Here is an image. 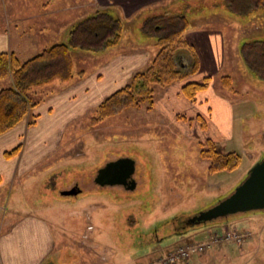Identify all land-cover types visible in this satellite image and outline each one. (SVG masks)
<instances>
[{
    "label": "rangeland",
    "instance_id": "1",
    "mask_svg": "<svg viewBox=\"0 0 264 264\" xmlns=\"http://www.w3.org/2000/svg\"><path fill=\"white\" fill-rule=\"evenodd\" d=\"M189 1L190 5L178 10L185 11L191 21L199 17L211 22L191 25L183 39L188 31L200 30L212 35L220 32L225 40L222 67L190 76H198V80H194L200 83L207 77L212 79L209 88L202 91V97L210 99L194 104L193 108L182 104L161 108L167 88L157 86L152 100L93 126L91 120L96 105L87 106L83 113L77 112L81 109L77 105L64 116V101L56 96L65 83L55 82L42 91L44 101L30 116L33 121V116L39 114L37 120L43 118L40 126L39 121L29 126L28 131H33L26 133L23 140L28 147L45 143L42 136L34 141V133L41 132L48 122L44 112L47 113L48 100L56 97L51 111H56L55 124L60 136L51 139V144V141L47 143L55 147V152L45 162L54 163V170L40 168L22 184L10 187L1 205L3 215L10 208L39 211L47 215L57 239L64 243L98 244L101 252H106L116 263L264 264V211L237 214L208 224L191 223L203 211L229 197L247 178L253 165L264 159V81L255 77L241 58L243 44L258 38L264 40V9L236 17L226 12L224 0ZM217 1L222 9L218 6L214 9ZM182 2L185 0L178 3ZM98 4L104 6L102 9L117 13L114 1L106 0H0V33L8 34L10 24L25 22L31 25V32L42 30L43 37L39 38L49 39L63 31L60 30L62 24H70L75 18L97 11ZM151 4L147 0L127 6L125 17H120L126 25L122 43L108 54L73 53L75 71L81 68L84 73V70L91 73L103 66L113 53L137 48L135 44L154 50L156 55L158 47L145 40L142 29L147 18L144 15L148 13L142 11ZM67 40L68 33L62 41ZM137 40L142 41L137 43ZM12 42L22 61L43 50L36 51L39 42L22 38L17 31ZM224 76L231 77L236 93L224 88L221 81ZM224 104L232 108L230 118L225 117ZM193 109L200 112L194 113ZM171 110H177L179 115L174 116ZM209 139L223 152L240 154V167L231 172L211 173L210 160L201 155ZM122 158L136 162L133 176L136 188L98 185L95 178L99 170ZM73 189L75 193L65 194ZM230 232L241 235L242 242L228 241ZM216 237L219 242L214 243ZM188 245H205L206 248L192 254L188 261H171L179 248ZM82 251H68L69 256L63 255L62 259L68 260L65 264H69L70 259L80 260ZM95 258L97 256H93Z\"/></svg>",
    "mask_w": 264,
    "mask_h": 264
},
{
    "label": "crops",
    "instance_id": "2",
    "mask_svg": "<svg viewBox=\"0 0 264 264\" xmlns=\"http://www.w3.org/2000/svg\"><path fill=\"white\" fill-rule=\"evenodd\" d=\"M106 1L108 3L109 1H114L116 5L113 7H115V9L117 8V14H119V17L123 18L125 17L124 14H126L127 6L135 5L139 2L142 3L147 0ZM171 1L172 0H148V2H151L152 4L147 9H144L142 13L144 11L148 12L144 15L148 17L158 15L166 10H178L185 5H190L189 0H185L182 4L178 3L181 0H176L173 3H170ZM217 3L218 1L213 4L214 9L218 7V9H222V4ZM223 7L225 8L224 5ZM98 8L102 9L104 6L101 4ZM149 9H153L154 12L147 11ZM226 12L231 14L227 9ZM48 14H50V12H48ZM44 15L47 16V13H44ZM231 15L235 16L233 14ZM82 18H75L74 21L67 25L62 24L60 30L63 31L60 34V31H58L57 36L54 34V37H49V39L45 37L42 39L39 38L43 37V34H41L42 30L31 32V25L28 23L17 22L16 24H10L9 27L11 29L7 30L8 34L0 33V53L13 52L20 59L19 50L12 42L13 35L16 31L22 38H27L30 41H38L40 45L36 51H40L41 48L44 50L56 43L64 42L62 39L68 32V29ZM210 22V19L201 20L199 17H195L192 20L191 25L200 26L206 25ZM15 26L17 28L16 31ZM187 34L185 40L196 48L199 55V68L197 74L202 71L205 73L213 71L216 68L220 69L225 61V53L223 52L225 40L221 33L215 32L214 35H212V33L207 34L200 30H190ZM144 37L149 43L156 44L155 38L146 35H144ZM138 41L139 40L136 42L140 43L142 40ZM134 46H137V48L133 49L130 47L131 49L113 53L103 66L97 68L91 73L84 70L85 76L83 78H77L72 82L65 83V87L61 90L62 92L56 96L62 98L64 101L66 110L63 112V115L65 116L66 111H68L69 114L70 111L77 107V105L81 106V109L77 111L78 113H83L87 106L91 107L96 105L97 107L106 97L109 96L108 93L110 91L113 90L115 92L124 87L130 82L134 74L147 68L155 57V51L147 50L145 46L141 44H135ZM111 50L101 53V56L108 54ZM178 57L181 68L187 69L189 67L187 55L181 54ZM82 70L83 69L79 68L78 71L80 72ZM194 79L198 80V76L185 78L167 87V92L164 93L160 102L161 108L164 106L168 107L172 104H182L185 108H193L196 103L202 104L204 101H208L210 97L209 99H206L207 97L203 98L202 92L198 94L197 102H191L183 94L184 85L189 82H195ZM5 81V83L4 81L0 82V91L3 87L12 83V79H7ZM56 97L53 96L48 100L47 113L44 112V118H46L48 122L42 126L41 132L34 133V141L42 136L45 143L34 147H28L29 145L24 146V136L26 133L33 131H28L30 118H27L21 124L0 136V223L1 219L4 218L3 225L0 228V264H65L68 260L62 259L63 255L64 257L69 256L68 251L74 250L78 252L83 250L82 253H80L81 258L80 260H71L67 257L66 259H70L69 264H124L112 261L106 252H101L98 244L92 242H86L85 244L64 243L60 241L53 233V226L46 219L47 215H43L39 211L10 208L7 210V213L3 215L1 205L7 199V193L10 187L15 186V184H22L26 179L30 178L34 171L39 170L40 168H43L46 171L54 170V163L46 164L45 162L47 159L51 158L52 154L55 152V147L52 145L47 146V143H49L51 139L55 140L60 136L59 127L55 124L56 111H51L54 109L52 105L55 103V100L57 99ZM222 106L223 104L221 105V108ZM224 107L226 109L225 112H223L226 115L225 117L228 118L230 112L232 113V108L225 104ZM208 109L211 114L212 108L209 107ZM176 111L177 110H171V113L174 116L179 115ZM193 112L196 113L200 111L193 109ZM36 115L39 116V114ZM197 116H200V114ZM42 120L43 118L40 121L37 120V123L39 121V126ZM23 124H26L25 127H20L23 126ZM39 126L37 128H39ZM205 127H207L206 123ZM230 127L232 126L230 125ZM52 141L49 144H51ZM20 144H22V149L17 156H6V153L12 151ZM93 256H97V259H93ZM102 260L104 262H102Z\"/></svg>",
    "mask_w": 264,
    "mask_h": 264
},
{
    "label": "trees",
    "instance_id": "3",
    "mask_svg": "<svg viewBox=\"0 0 264 264\" xmlns=\"http://www.w3.org/2000/svg\"><path fill=\"white\" fill-rule=\"evenodd\" d=\"M223 5L231 14L243 17L264 9V0H224ZM191 23L185 11L181 10H166L145 19L143 33L155 38L159 50L147 68L134 74L129 83L97 106L91 120L93 126L130 107H140L141 103L152 100L157 86L167 88L198 71V52L182 37ZM125 29V22L117 13L98 9L68 29L66 42L53 44L27 61L22 62L13 52H1L0 82L12 79V83L0 91V136L30 118L43 103L42 91L45 88L55 82L69 83L85 76L83 71H75L73 53L101 54L111 50L122 43ZM181 54L187 55V69L181 68L178 57ZM241 58L247 69L264 81V40L258 38L243 44ZM221 81L225 89L236 93L230 76L222 77ZM211 82L212 79L207 77L204 83H186L183 94L195 102L198 94L208 89ZM38 118L34 115L33 121L29 120V126L35 125ZM204 146L201 155L210 160L211 173L231 172L240 167L242 157L237 152H223L212 140H207ZM21 149L22 144L6 156H17Z\"/></svg>",
    "mask_w": 264,
    "mask_h": 264
},
{
    "label": "water",
    "instance_id": "4",
    "mask_svg": "<svg viewBox=\"0 0 264 264\" xmlns=\"http://www.w3.org/2000/svg\"><path fill=\"white\" fill-rule=\"evenodd\" d=\"M136 162L122 158L109 162L99 170L95 182L100 186H122L127 190L136 188L134 174ZM73 189L65 194L75 193ZM264 211V159L255 163L249 170L247 178L226 199L214 207L203 211L191 223L205 224L233 215Z\"/></svg>",
    "mask_w": 264,
    "mask_h": 264
},
{
    "label": "built area",
    "instance_id": "5",
    "mask_svg": "<svg viewBox=\"0 0 264 264\" xmlns=\"http://www.w3.org/2000/svg\"><path fill=\"white\" fill-rule=\"evenodd\" d=\"M227 240L228 241H234V242L241 243L242 240H243V238L237 232H230L227 235ZM217 242H219V239L216 237L215 240H214V243H217ZM205 248H206L205 245L200 246V247H199V245L197 247L196 246H193V245H188L186 247H181V248H179L177 250L176 254H174L172 256L171 261H175L176 259L177 260L180 259L183 262L184 261H188L190 259V257H191L192 254H196V253L203 252L205 250Z\"/></svg>",
    "mask_w": 264,
    "mask_h": 264
},
{
    "label": "flooded vegetation",
    "instance_id": "6",
    "mask_svg": "<svg viewBox=\"0 0 264 264\" xmlns=\"http://www.w3.org/2000/svg\"><path fill=\"white\" fill-rule=\"evenodd\" d=\"M210 223V222H209ZM205 224H208V223H205Z\"/></svg>",
    "mask_w": 264,
    "mask_h": 264
}]
</instances>
